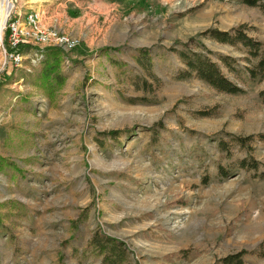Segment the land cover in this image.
Masks as SVG:
<instances>
[{
    "label": "rangeland",
    "instance_id": "obj_1",
    "mask_svg": "<svg viewBox=\"0 0 264 264\" xmlns=\"http://www.w3.org/2000/svg\"><path fill=\"white\" fill-rule=\"evenodd\" d=\"M32 11L38 30L78 39L52 98L19 75L39 71L49 46L9 39ZM240 26L264 40V12L240 0H0V202L27 209L0 208L20 248L14 257L0 230V264H101L97 234L126 249L121 264H220L240 251L264 264V141L229 158L216 143L264 134V82L234 95L178 79L171 51L191 42L242 56L201 35ZM244 158L256 169L237 166Z\"/></svg>",
    "mask_w": 264,
    "mask_h": 264
},
{
    "label": "trees",
    "instance_id": "obj_2",
    "mask_svg": "<svg viewBox=\"0 0 264 264\" xmlns=\"http://www.w3.org/2000/svg\"><path fill=\"white\" fill-rule=\"evenodd\" d=\"M247 6L259 7L264 12V0H240ZM202 36L211 38L219 43L229 44L233 47L243 49V55L234 57L228 54L213 53L204 45L196 44L195 48H191V42H178L181 47H172L171 51L178 55L180 61L184 64V68L177 73L178 79L197 78L207 83L210 87L219 92L227 94H240L243 92L244 84L248 81H254L258 84L264 82V40L261 41L248 34L244 30V26L232 28L229 31H222L217 28H209L201 33ZM43 60L40 61V69L35 72H27L19 74L21 78H27L33 85L40 87L49 98L54 95V89L57 85H61L65 76L60 71V64L63 57V50L56 46H49L42 50ZM209 54H213L211 58ZM7 68L4 69L2 75L7 74ZM17 77V76H16ZM10 78V77H9ZM8 78V80H9ZM259 99L264 104V88L259 92ZM203 113H201L202 115ZM118 132H110V135ZM114 137V136H113ZM257 139L264 141V134L248 135L246 137H239L233 134H228L217 139V147L220 152H225L226 157H231L232 148L234 146L244 147L247 143ZM237 166L246 170L256 169L257 163L252 158L241 159ZM219 174L221 176H228L229 169L219 165ZM264 177V173L261 175ZM17 205L19 215L27 214L26 207L16 201L0 202V208L11 207ZM4 216L0 214V230L7 235V241L13 248V256L19 255L20 248L18 247V240L14 235L12 228L4 223ZM24 215V216H25ZM92 245L95 253L101 256V264H121L126 263L127 251L121 246L120 242L97 234L92 238ZM256 252L255 250L252 251ZM246 251L222 257L218 260L220 264H244V255ZM128 264V263H127Z\"/></svg>",
    "mask_w": 264,
    "mask_h": 264
},
{
    "label": "built area",
    "instance_id": "obj_3",
    "mask_svg": "<svg viewBox=\"0 0 264 264\" xmlns=\"http://www.w3.org/2000/svg\"><path fill=\"white\" fill-rule=\"evenodd\" d=\"M26 19L30 28L25 30L24 28L19 27L18 21H11L9 24V29L11 33L9 39L12 40V46H16L19 43L32 44L31 40L40 42L42 45L47 46H56L61 48L64 51L72 50L78 43V39L66 31H63L62 28H52L51 30H38L37 22L40 21V14L38 12L32 11L26 15ZM37 30L34 32L33 29ZM14 60L18 61V54H10Z\"/></svg>",
    "mask_w": 264,
    "mask_h": 264
},
{
    "label": "bare ground",
    "instance_id": "obj_4",
    "mask_svg": "<svg viewBox=\"0 0 264 264\" xmlns=\"http://www.w3.org/2000/svg\"><path fill=\"white\" fill-rule=\"evenodd\" d=\"M5 3H8V0H3ZM3 17L5 18L6 17V15H7V12H4L3 14ZM1 38H2V34H1Z\"/></svg>",
    "mask_w": 264,
    "mask_h": 264
}]
</instances>
